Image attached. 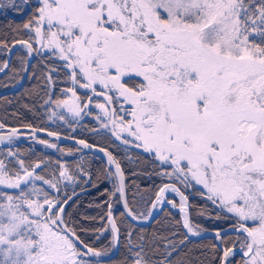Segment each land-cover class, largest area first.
I'll use <instances>...</instances> for the list:
<instances>
[{"label": "snow or ice", "instance_id": "snow-or-ice-1", "mask_svg": "<svg viewBox=\"0 0 264 264\" xmlns=\"http://www.w3.org/2000/svg\"><path fill=\"white\" fill-rule=\"evenodd\" d=\"M9 12L21 20L5 21L0 54L19 46L20 69L31 66L34 76L30 61L40 58L49 119L75 131L92 116L99 127L91 133L103 129L114 148L138 149L149 175L167 182L140 211L129 205L114 150L24 125L45 148L105 158L95 173L59 159L50 172V159L13 150L21 134L13 127L0 135L8 142L0 150V264H264V0H0V13ZM8 67L5 60L0 71ZM60 84L63 98H54ZM62 139L80 147L66 151ZM105 181L112 190L95 205L103 215L77 218L70 209L80 195ZM69 183L81 192L69 194ZM188 190L216 209L207 217L216 223L211 241L195 246L199 256L188 249L173 259L207 231L191 219ZM166 205L182 214L176 230L136 231L133 222ZM122 247L124 257L112 261Z\"/></svg>", "mask_w": 264, "mask_h": 264}, {"label": "trees", "instance_id": "trees-1", "mask_svg": "<svg viewBox=\"0 0 264 264\" xmlns=\"http://www.w3.org/2000/svg\"><path fill=\"white\" fill-rule=\"evenodd\" d=\"M11 20L20 22L21 17L16 16L11 12H9L7 16H5L3 13H0V38L3 37L5 32V21ZM7 39L9 40V43H11L12 34H9ZM18 55H23V52H21L19 48L13 52L9 67L6 69L5 73L0 76V89L9 88V86L13 85L21 77L22 70L20 69L17 59ZM39 59V57H36L31 62V65H37L35 69V76L33 75V69L30 66L28 77L21 88L17 91H12L0 96V122L4 123L5 127L24 126L31 124L36 127H43L52 131H57L65 135L83 138L89 143L99 144L109 148V150H114V154L120 158L122 167L125 171V183L127 185L126 190L129 205L140 211H145L152 197L154 196V189L158 184L163 183L162 179L155 175H149L152 170V165L147 163L145 159H137V155L139 153L138 149L130 147L125 149V147L122 145L119 148H114V146L110 144V140L113 139L110 136L102 132L100 134L91 133L90 129L95 126V124H93V122H91L89 119H84L80 124L76 125L77 129L75 131L61 128L56 124H48V111H46V107L48 106L41 107V104L43 103L41 97L46 98L44 97V88L46 82L40 78L41 73ZM62 87H64V85L60 84L54 90V98L59 97V89ZM37 93H39V95H37ZM25 105H27V107H25ZM87 122H90V124H86ZM116 143L118 144V142ZM5 146L6 145H0V150H4ZM60 146L65 149L77 148V146L71 144H60ZM13 150H19L27 160H36L38 158L50 159L52 162L49 166L50 172L55 170V162L58 159L65 163L67 167L73 171L76 170V165L82 162L86 167H89L93 173H95L98 168L103 166V161L100 158L97 159V156L93 154L75 153L70 156H62L59 153L35 145L27 140L15 142ZM105 187H107L109 191L112 190L111 184L107 183L106 181L100 184L99 189L87 186L88 190L80 195L79 207L70 209V211H73L74 214L77 215V218L79 217V214L97 217L103 215V212L106 209L97 208L95 205L100 204L107 199L106 195H101V192L104 191ZM136 188L143 190L144 196L142 197L143 201L140 200L141 202H138V200L134 198L133 193L134 189ZM73 189H75V191L78 193L81 192L80 187L69 183L67 189L69 194ZM185 194L189 197L188 202L191 205L189 208V213L194 224H198L207 230L213 229L216 222L208 219L207 217L210 213L215 215L216 209L191 190L186 191ZM170 198L171 197H169V199ZM172 199H174L177 203L176 198L173 197ZM89 204L93 206L88 207ZM202 211L204 212V215H200ZM177 220H181V215L178 212L173 211L169 206H165V208L161 210V212L150 223L143 226L135 224L136 231L139 232L141 229H143L144 233L147 235H151L153 232H156L160 235H169L172 231L177 229V225L175 223ZM95 226H100L99 220L95 222ZM175 238L179 239L180 237ZM211 239L212 237L190 239L192 242L188 243L187 246L181 250V252L174 254L173 259H176L177 257L182 258L183 253L188 249H193V252L190 254L191 256H199L200 250L195 246L198 244L206 245L209 243V241H211ZM104 242L106 243V241ZM125 254L126 250L122 247L111 259L114 262H118L124 257ZM201 258L203 259V257Z\"/></svg>", "mask_w": 264, "mask_h": 264}, {"label": "water", "instance_id": "water-1", "mask_svg": "<svg viewBox=\"0 0 264 264\" xmlns=\"http://www.w3.org/2000/svg\"><path fill=\"white\" fill-rule=\"evenodd\" d=\"M18 47H19V46H17L16 48H18ZM11 58H12V54H11V55H8V54L5 55V60H7V61L9 62V64H10ZM5 60H4V61H5ZM32 61H33V59L30 61V64H31ZM1 67H2V66H1ZM5 71H6V69H4L3 71H0V76H1L2 74H4ZM28 73H29V70H28L27 72L22 71L21 77L19 78L18 82H17L15 85H13V86H11V87H9V88H3V89H0V96H1V95H4V94H7V93H9V92H12V91H17V90H19V89L22 87L23 83L26 81V79H27V77H28ZM11 128H13V127H5V129H4L2 132H0V135H4V134H6ZM15 128H18L20 131H28V132H30L29 129H27V128L23 127V126H15ZM39 135H41V136H46L45 133H39ZM63 135H65V134H63ZM66 136H69V135H66ZM69 137H73V136H69ZM50 138H52V137H50ZM75 138H76V139H81V138H78V137H75ZM52 139H54V138H52ZM59 143H60V144H71V145H74V146L80 147L79 145H76V144L73 142V140H71V139H62ZM80 153H90V154H93V155L99 157L102 161L105 159V158L103 157V154H102V153H98V152H96L95 150H93V151H91V152H89L88 150H83V151L80 152ZM126 195H127V190H126ZM170 199H172V198H170ZM188 203H189V202H188ZM166 206H169L170 208H172L171 205H166ZM120 207L122 208V205H120ZM172 210L175 211V212H178V213L181 215V217H182V214L179 212V209H178V208H172ZM160 212H161V210H160L159 208L156 209V210H154V218H155ZM152 220H153V219H150V220H148V221H139V222H133V223L136 224V225H141V226H143V225H146V224L150 223ZM212 235H213V229H208L206 232H204V233L202 234V238H203V237H212ZM198 238H200V237H191L190 239H198ZM116 252H117V251H114V252L112 253L111 258L116 254Z\"/></svg>", "mask_w": 264, "mask_h": 264}, {"label": "rangeland", "instance_id": "rangeland-1", "mask_svg": "<svg viewBox=\"0 0 264 264\" xmlns=\"http://www.w3.org/2000/svg\"><path fill=\"white\" fill-rule=\"evenodd\" d=\"M12 13V12H11ZM14 14V13H13ZM20 50H21V52H23V49H21L20 47H18ZM17 49V48H16ZM4 55L5 54H0V66H2V64H3V60H4ZM18 82V81H17ZM17 82H15L13 85H15ZM13 85H11V86H13ZM5 86H7V85H5ZM11 86H9V87H11ZM58 98V97H57ZM59 98H63L62 96H61V93H60V95H59ZM51 107H54V105L53 106H51ZM57 111H61V109H57ZM99 110L97 109V110H94V112H98ZM49 115H50V113L48 112V116H47V118H48V124H52V125H54V124H56V125H59V127H61V128H66V129H70V131H72V129L71 128H69L67 125H65L63 122H61V121H58V120H50L49 119ZM84 119H89L91 122H93V124H95V126H93V127H99V125H98V122H96L95 120H94V118L92 117V116H89V117H85ZM83 121V120H82ZM81 121V122H82ZM80 122V123H81ZM86 124H90V122H87ZM90 127V126H89ZM76 129H77V126H76ZM101 132L102 133H105V131L103 130V129H101ZM20 135H19V137L18 138H16V140H15V142H19V141H22V140H27V141H30L31 143H33V144H35V145H38V146H40V147H43V148H45L43 145H40V144H38V143H36L34 140H32V138H31V134H30V132H27V131H20ZM41 138H44V139H48V140H54V139H52V138H50V137H47V136H45V137H43V136H40ZM119 143V142H118ZM8 144V142L5 140L3 143H0V145H7ZM45 149H48V148H45ZM48 150H51V151H53V152H56V153H59V152H57L56 150H54V149H48ZM66 151H67V149H65ZM60 155H62V156H70V155H65V154H61V153H59ZM167 182V181H166ZM163 183H164V181H163ZM162 185V183H160V184H158L157 186H156V188L154 189V196L152 197V199H151V201H153L154 200V198H155V192L158 190V187L159 186H161ZM134 198L136 199V200H138V202L141 200V201H143V199H142V197L144 196V194H143V190H141V189H139V188H136V189H134ZM169 197H171V198H176L177 199V204H179V197L178 196H175L174 194H171V193H169L168 194V198ZM140 201V202H141ZM151 201H150V203H151ZM150 203H149V205H148V207H150ZM147 207V208H148ZM147 210V209H146ZM145 210V211H146Z\"/></svg>", "mask_w": 264, "mask_h": 264}]
</instances>
